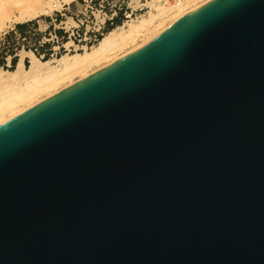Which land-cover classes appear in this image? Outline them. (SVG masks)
<instances>
[{
  "label": "water",
  "instance_id": "obj_1",
  "mask_svg": "<svg viewBox=\"0 0 264 264\" xmlns=\"http://www.w3.org/2000/svg\"><path fill=\"white\" fill-rule=\"evenodd\" d=\"M0 264H264V0H208L2 125Z\"/></svg>",
  "mask_w": 264,
  "mask_h": 264
},
{
  "label": "bare ground",
  "instance_id": "obj_2",
  "mask_svg": "<svg viewBox=\"0 0 264 264\" xmlns=\"http://www.w3.org/2000/svg\"><path fill=\"white\" fill-rule=\"evenodd\" d=\"M78 0H0V31L8 23L48 16ZM161 2L164 4L160 5ZM204 0H152L151 10L103 36L83 53L65 54L54 65L32 52L12 71L0 70V127L41 103L101 73L160 35L170 25L202 5ZM20 8L14 10V5ZM159 4L160 6H157Z\"/></svg>",
  "mask_w": 264,
  "mask_h": 264
},
{
  "label": "rangeland",
  "instance_id": "obj_3",
  "mask_svg": "<svg viewBox=\"0 0 264 264\" xmlns=\"http://www.w3.org/2000/svg\"><path fill=\"white\" fill-rule=\"evenodd\" d=\"M151 1L78 0L48 16L27 19L20 24L8 23L0 31V70L12 71L21 57L28 66L24 51L54 65L62 55L90 50L111 30L150 11ZM14 6L15 11L20 8L19 4ZM22 24L28 25L17 30L16 26Z\"/></svg>",
  "mask_w": 264,
  "mask_h": 264
},
{
  "label": "trees",
  "instance_id": "obj_4",
  "mask_svg": "<svg viewBox=\"0 0 264 264\" xmlns=\"http://www.w3.org/2000/svg\"><path fill=\"white\" fill-rule=\"evenodd\" d=\"M28 24H22V25H17L16 29L17 30H22L24 27H27ZM12 36H15L14 32L11 33Z\"/></svg>",
  "mask_w": 264,
  "mask_h": 264
}]
</instances>
